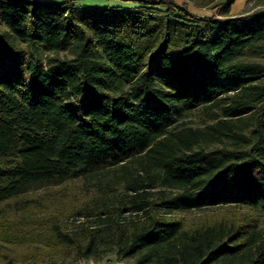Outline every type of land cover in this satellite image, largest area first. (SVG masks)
<instances>
[{
    "label": "trees",
    "instance_id": "obj_1",
    "mask_svg": "<svg viewBox=\"0 0 264 264\" xmlns=\"http://www.w3.org/2000/svg\"><path fill=\"white\" fill-rule=\"evenodd\" d=\"M125 1L0 0V205L35 202L43 181L105 199L75 228L32 218L45 249L0 264H264V8Z\"/></svg>",
    "mask_w": 264,
    "mask_h": 264
},
{
    "label": "rangeland",
    "instance_id": "obj_2",
    "mask_svg": "<svg viewBox=\"0 0 264 264\" xmlns=\"http://www.w3.org/2000/svg\"><path fill=\"white\" fill-rule=\"evenodd\" d=\"M59 1V0H54ZM175 4L182 5L187 11L197 17H211L216 14L217 6L224 0H214L206 6H197L189 0H173ZM74 3H84L92 5H120L126 7H133L135 4L131 1L125 0H74ZM264 8V4L255 2L253 0H234L231 4L230 14L237 15L248 11H253L258 8ZM161 15V13H157ZM196 21V20H195ZM198 22V21H197ZM177 35L175 44L170 47V52L176 54L184 44L183 28L177 24ZM182 31V32H181ZM186 122H191L194 125H203L206 120L200 115L190 114L185 118ZM52 181H43L31 184L27 190L35 194L41 195L42 198L37 199L27 205L24 200H18L16 203H5L0 205V260L3 255L18 256L26 254L29 249H33L36 245V250L41 252L49 243L46 239V234L36 238H29L28 234L33 235L37 233L35 226L38 224L37 219L40 220V227L46 228L50 225L48 215L57 217L54 219L56 222H61L62 226L68 228H75L80 226L84 221L83 217L78 215L79 209L82 205L89 203L90 199L96 197L94 201L101 203L105 200L100 196L93 186H83L80 181L68 182L60 186H54ZM91 181H89V185ZM47 187L45 191L43 188ZM36 192V193H35ZM124 193L122 186L117 187L111 195L119 196ZM24 199V198H23ZM93 201V203H94ZM92 203V202H91ZM224 209H218L214 212L218 213ZM205 212V211H204ZM203 215V212L188 214L186 213L187 220H198ZM39 217V218H38ZM47 217V218H46ZM32 218H37L32 220ZM48 219V220H46ZM63 226V227H64ZM14 228L16 232L9 234L7 230ZM8 235V236H6ZM50 250L48 251V253ZM13 256V257H14ZM80 264H132L130 258H119L114 252H109L99 255H94L87 260H83Z\"/></svg>",
    "mask_w": 264,
    "mask_h": 264
}]
</instances>
